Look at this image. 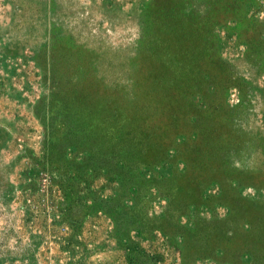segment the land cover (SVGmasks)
Wrapping results in <instances>:
<instances>
[{"label":"rangeland","instance_id":"obj_1","mask_svg":"<svg viewBox=\"0 0 264 264\" xmlns=\"http://www.w3.org/2000/svg\"><path fill=\"white\" fill-rule=\"evenodd\" d=\"M0 264H264V0H0Z\"/></svg>","mask_w":264,"mask_h":264}]
</instances>
